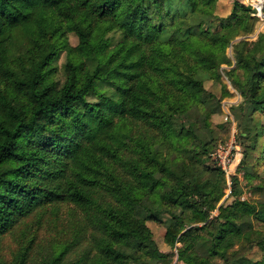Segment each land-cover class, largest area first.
<instances>
[{
  "label": "trees",
  "instance_id": "16d2710c",
  "mask_svg": "<svg viewBox=\"0 0 264 264\" xmlns=\"http://www.w3.org/2000/svg\"><path fill=\"white\" fill-rule=\"evenodd\" d=\"M219 1L0 0V236L21 222L26 228L34 212L69 206L74 214L63 241L39 264H134L145 254L150 264L166 254L139 212L156 205L176 221L165 225L164 242L181 244L178 262L264 264L228 258L253 236L264 237V206L235 200L210 219L222 198L217 186L185 182L190 169L169 165L147 138L186 143L173 129L175 118L197 114L202 77L212 76L230 41L248 31L245 6L232 0L231 13L220 18ZM235 52L231 80L264 119V33ZM252 130L256 150L258 139L263 144L243 152L249 175L264 168V126ZM159 172L174 178L169 192ZM254 222L263 225L255 229ZM29 243L19 242L10 264H30ZM256 246L264 252V238ZM69 252L75 259L67 260Z\"/></svg>",
  "mask_w": 264,
  "mask_h": 264
},
{
  "label": "rangeland",
  "instance_id": "374dc122",
  "mask_svg": "<svg viewBox=\"0 0 264 264\" xmlns=\"http://www.w3.org/2000/svg\"><path fill=\"white\" fill-rule=\"evenodd\" d=\"M236 1L245 6L246 14L249 15L246 23L248 31L245 33L241 31L238 36L230 41L225 52L226 61L212 72L213 75L210 76L211 74L208 73L202 77L205 94L201 98L202 103L200 102L201 104L197 106V114H193V116L189 114L179 119L175 118L173 129L182 136H186V143L180 142L178 145L173 146L163 141V136H157L156 134L155 137V134H149L147 137L155 141L153 145H158L157 150L161 155L160 157L167 160L169 165L173 162H178L179 164H185L190 169V175L183 177L185 182L198 179L202 182L210 181L217 186L215 193H221L222 198L215 205V209L210 212V219L217 218L220 214L219 210L230 206L235 200L245 201L257 208L261 205L264 206V168H261L262 166L258 167L259 170L249 175L245 174L244 165L239 162L240 156L242 159L243 152L244 155L245 151L251 153V149L256 146L253 139L255 134L252 128L259 123L264 126V119L260 118L259 112L244 104L240 89L233 84L229 75L237 66L236 48L243 42H255L257 37L264 33V0ZM232 6V0L219 1L215 14L220 18H226L231 13ZM215 23L217 22L215 21ZM218 29L221 30L219 25ZM69 41L71 45L77 43L76 39L71 35L69 36ZM62 63L63 57L56 63L59 80L63 78ZM224 91L226 94H224ZM205 115H209L206 124L203 122ZM196 116H201V119L194 118ZM194 125H196L194 131L198 139L192 137L191 131ZM158 138L160 139L157 140ZM258 140V149L256 150L255 147V150L259 152L263 141L262 138ZM218 152L226 154L227 163L231 162V158H236L232 167L228 170L232 177H237L236 186L231 178L230 180L226 178L219 162L216 160L215 153L217 155ZM258 152L255 154L253 152V156H257ZM253 156L250 159L251 163ZM240 167L241 169H239ZM176 173L178 174L179 172L176 171ZM158 176L166 181L168 187L165 190L167 192L170 191L169 187H175V180L171 176L163 172H159ZM155 206H151L153 210H151V213L142 210L139 212V215L146 219V224L152 232V239L158 251L166 254L164 259H158L150 264H182L177 261V248L181 244L177 243L174 248H170L164 242L165 225L169 222L172 225L171 222L175 223L176 221L168 215L167 211L158 213L156 211L158 209ZM48 208L52 209V207ZM72 209L69 206L60 205L53 212L47 211L41 215L34 212L26 219L27 221L24 223L27 225L26 228L21 222L15 226V230L0 236L1 264H10L11 254L15 251L20 241L27 243V245L30 244L29 241H34L29 257L30 264H39L47 259L51 254L52 246L57 242L63 241L66 233V220L71 218L70 215L74 214ZM188 213V211H185L184 215L189 216L190 214ZM172 214L175 216L180 215L178 210H174ZM149 215H154L155 221L149 220ZM253 224L255 229L263 225L261 223L255 224V222ZM200 226L201 224L190 226L187 230ZM187 230H183L180 236ZM260 230L262 231V229ZM207 233L199 232L196 234L207 239ZM262 238L264 237L260 235L258 237L253 236L251 239L253 244L251 246L246 244V247L242 250L240 246L235 247L232 252L228 253V258L231 260L233 256L243 257L252 262L264 263V252L256 246L257 242L261 241ZM79 250L80 252L83 251V246ZM69 254L67 255L69 257L67 260H73L77 255L75 252H69ZM150 259V256L145 254L140 258L139 262L149 264ZM223 263L220 262L219 264Z\"/></svg>",
  "mask_w": 264,
  "mask_h": 264
},
{
  "label": "built area",
  "instance_id": "2783aa9c",
  "mask_svg": "<svg viewBox=\"0 0 264 264\" xmlns=\"http://www.w3.org/2000/svg\"><path fill=\"white\" fill-rule=\"evenodd\" d=\"M215 156H216V160L219 162L226 178L228 180H230V178L232 177V174H230L228 172V170H230V168L232 167V164L234 163V161L236 160V158H231V162H228L226 161V154L225 153H221V152H218L217 155L215 153ZM240 159H241V156L239 158V162H240Z\"/></svg>",
  "mask_w": 264,
  "mask_h": 264
}]
</instances>
